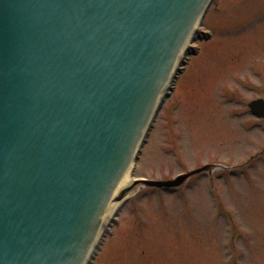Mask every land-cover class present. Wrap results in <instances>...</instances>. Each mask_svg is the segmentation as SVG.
<instances>
[{"label": "water", "instance_id": "95a60500", "mask_svg": "<svg viewBox=\"0 0 264 264\" xmlns=\"http://www.w3.org/2000/svg\"><path fill=\"white\" fill-rule=\"evenodd\" d=\"M209 3L0 0V264H83Z\"/></svg>", "mask_w": 264, "mask_h": 264}, {"label": "rangeland", "instance_id": "374dc122", "mask_svg": "<svg viewBox=\"0 0 264 264\" xmlns=\"http://www.w3.org/2000/svg\"><path fill=\"white\" fill-rule=\"evenodd\" d=\"M257 99L264 0H211L92 264H264V119L247 109ZM180 176L175 190L147 185Z\"/></svg>", "mask_w": 264, "mask_h": 264}, {"label": "bare ground", "instance_id": "6f19581e", "mask_svg": "<svg viewBox=\"0 0 264 264\" xmlns=\"http://www.w3.org/2000/svg\"><path fill=\"white\" fill-rule=\"evenodd\" d=\"M202 17H203V14L199 15L195 19L193 25L190 28V31H189V34H188L186 41L182 44L181 48H179V51L177 52V57H176L173 65L170 69L169 76H168L164 86L162 87L160 94L158 95V97L156 98V100L153 104V107L151 110L152 113L150 116V120L153 117L159 103L161 102V100L164 98V96L167 94L168 90L170 89V87L172 85V80L174 79V76L176 75L177 70L179 69V67L183 63V60L185 59L186 55L188 54L190 44L196 38L198 28L201 25ZM138 149H139V143L134 148V151L132 152V154H131L128 162H127V166L123 172L122 177L120 178L119 182L117 183V185L115 186L114 190L111 192L110 196L108 197V199L105 203L96 239H97V237L101 236V233L106 229L108 222H109V220H111V217H112V214L114 213V211L117 210V208L120 207L121 204L127 198L131 197V194L129 192L134 187V181H133V179H131V173H132V170L134 169V166H135V159H136ZM85 260H86V258H85Z\"/></svg>", "mask_w": 264, "mask_h": 264}]
</instances>
